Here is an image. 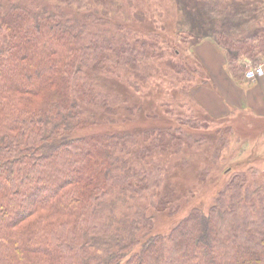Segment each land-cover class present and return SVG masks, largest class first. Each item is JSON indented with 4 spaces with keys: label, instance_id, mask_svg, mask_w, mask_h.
I'll use <instances>...</instances> for the list:
<instances>
[{
    "label": "trees",
    "instance_id": "obj_1",
    "mask_svg": "<svg viewBox=\"0 0 264 264\" xmlns=\"http://www.w3.org/2000/svg\"><path fill=\"white\" fill-rule=\"evenodd\" d=\"M107 22L112 39L90 35ZM204 42L243 79L240 60L264 61V0H0V264H264V188L221 157L225 129L264 120L203 109ZM191 135L210 151L184 185ZM150 188L157 214L181 213L166 234L115 216Z\"/></svg>",
    "mask_w": 264,
    "mask_h": 264
},
{
    "label": "rangeland",
    "instance_id": "obj_2",
    "mask_svg": "<svg viewBox=\"0 0 264 264\" xmlns=\"http://www.w3.org/2000/svg\"><path fill=\"white\" fill-rule=\"evenodd\" d=\"M39 4H41V2L33 3V6H36ZM204 12H205V9L203 10L201 9V12H199L201 14L199 16H201L202 18H205V16L203 15ZM202 18H199V19H202ZM238 20L239 22L241 21V19H238ZM238 26L240 25L239 24L235 25L236 29L239 28ZM252 26L253 25L249 24L247 26H244L243 29L250 30ZM110 29H111V26L109 25V22H107V24L92 25L91 28H89V32H90V35L96 39H99V40L108 39L109 40V39H112V34H111ZM188 31H190V29ZM120 33H123V30H117L115 28L114 36L118 37V34ZM198 35H200V32H198L194 36H198ZM112 42L116 43L115 41H112ZM242 60H240L241 63L243 62ZM202 91H203V88L201 87L195 90L194 93L202 92ZM233 130H234V126L231 125L230 128L225 129L223 131L225 133L224 135L228 134L229 143L228 145L227 144L225 145L226 147H228L227 150H225L226 148L222 149L221 157L223 158L224 156L225 158V156L229 154L230 152L231 155L233 156V161L236 162L238 165H242L244 163H250V166L246 170H244L246 179L248 180L249 187L251 189H255L257 187L264 188V131L259 132L256 130L257 132L256 131L255 132L258 133L256 136L252 135V137H242V136H239ZM190 137L191 139H188V142H187L190 146V149L186 151L185 154L188 157H190L193 148H195L196 146V144L194 143H197V142L198 144L199 143L203 144V151L199 152L198 155L195 157V162H197L195 164H198L197 166L198 168H194L193 170L186 169L182 173V176H184L185 180L183 178H182V181L181 179L179 180L184 185H189L192 181H195V175H197L200 171L199 167L207 164L208 162L207 155H209V151H210V147L208 148L209 144L205 143L206 140L205 139L201 140V138L204 136L191 135ZM220 149L221 148H219V150ZM229 163H232V162H229ZM109 197L112 198L113 196L110 195ZM214 199H215V193H213V191L205 194L200 199V202L198 204L199 209H201L204 213H207L209 208L213 205ZM158 200H159V197H158L157 191L154 190L153 188H150L148 191H145L141 193L140 195L135 196L133 199L129 200L127 204H124L120 206L118 209H116L115 216L116 218L131 217L135 213L136 210H141L145 212L146 218H150V217L153 218L154 228L151 232L152 235L166 234L169 231V229H171L180 220L181 213L172 218L171 217L168 218L167 216H164L163 214L162 215L157 214L156 205L158 203ZM191 201H193L192 198L190 202Z\"/></svg>",
    "mask_w": 264,
    "mask_h": 264
},
{
    "label": "crops",
    "instance_id": "obj_3",
    "mask_svg": "<svg viewBox=\"0 0 264 264\" xmlns=\"http://www.w3.org/2000/svg\"><path fill=\"white\" fill-rule=\"evenodd\" d=\"M255 25L250 32H254ZM196 54L206 67L212 86L196 92L195 97L205 111L213 117H223L230 112L243 113L264 120V75L254 80L245 77L236 81L226 69L224 56L212 44L204 42ZM247 67L251 65L243 60ZM264 71V61L258 63Z\"/></svg>",
    "mask_w": 264,
    "mask_h": 264
},
{
    "label": "built area",
    "instance_id": "obj_4",
    "mask_svg": "<svg viewBox=\"0 0 264 264\" xmlns=\"http://www.w3.org/2000/svg\"><path fill=\"white\" fill-rule=\"evenodd\" d=\"M264 75V71L261 65L251 66L245 72V78L248 80H254L256 78H260Z\"/></svg>",
    "mask_w": 264,
    "mask_h": 264
}]
</instances>
